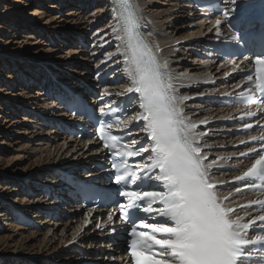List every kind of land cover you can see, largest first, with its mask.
<instances>
[{"label": "bare ground", "instance_id": "1", "mask_svg": "<svg viewBox=\"0 0 264 264\" xmlns=\"http://www.w3.org/2000/svg\"><path fill=\"white\" fill-rule=\"evenodd\" d=\"M70 1L0 0V110L5 114L3 117L0 115L3 119V124L0 125V152L8 150L4 140L8 134L15 133L19 139L17 143L20 142L15 143L19 146L15 149L16 155L10 158L0 156V264L77 263L78 258L66 257L64 252L55 251L74 239L75 247L83 248L93 256L108 255L105 245L95 241L102 235L99 232L101 227H96L98 223L95 217H81L79 210L74 209L69 212L75 219L62 221L68 212L67 208L62 207L57 219L43 218L45 211H57L53 208L55 201L43 198L45 186L56 188L59 183L55 177V169L64 168L83 173L85 168L94 169L93 162L97 160V153L87 151L84 140L74 141L64 137L65 141L50 145L59 141L57 130L41 133V128L52 124L53 118L64 115L57 103L51 100L47 102L46 97L49 96L45 90L54 86L51 80L53 77L71 86H75L74 78H79L78 82L90 84L92 81L88 77L91 72L87 69L93 68L94 63L92 52L78 50L79 48H70L64 53V58L53 57L52 52L55 51L47 44L44 47H48V50L43 54L35 52L33 48L42 46L45 42L54 43L61 48L58 41L69 39V44H77L81 38L78 44L82 48L83 44L86 48L90 41L96 53L108 49L110 54L117 55V62L124 59L118 54L120 42L111 31L118 26L111 0ZM139 3L144 10L146 32L168 61L176 93L188 97L183 107L186 116L198 125L197 131L202 134L199 143L207 147L232 143L231 138L215 133L214 130L220 128L216 124L217 118L231 116L234 111L216 109L210 101L205 100V95L215 96L239 84L236 77L231 75L232 68L229 64L199 50V46L205 43L204 40L213 35L215 22L209 21V26L204 27L205 22L199 21L200 14L194 12L195 8L188 2L183 5L181 3L180 8L171 1L164 0H139ZM95 4L100 7L87 13V8ZM66 9L67 12L63 14ZM178 9L182 10L179 14ZM180 19H185L188 23L184 20L181 26L177 25L176 20ZM172 23L174 25L170 26ZM193 26L200 27V30L184 34L186 27L189 29ZM92 29L94 32L91 37L89 33ZM76 33L79 35H74ZM43 39L47 41L44 42ZM198 52L199 56L196 55ZM76 62L84 66L83 70L69 68L74 67L71 64ZM227 75H230L228 79ZM42 86L43 89H38L33 95L27 92ZM22 112L27 115L11 120V116ZM33 124L36 129L38 127V131L32 129ZM218 151L220 152L206 150L203 154L212 162L215 160L214 156L218 158V153L228 154L231 149L226 147ZM33 154L39 155L38 160L34 164L28 163V158ZM226 163L228 162L216 159V164ZM212 175L218 178L219 173L212 172ZM247 199L249 198L236 194L227 203L236 205ZM74 207L77 208L78 205ZM18 220L25 224L28 222L27 225L33 222L29 226H35L42 233L32 231L23 236L25 230L15 227ZM56 238L61 239L58 246Z\"/></svg>", "mask_w": 264, "mask_h": 264}, {"label": "snow or ice", "instance_id": "2", "mask_svg": "<svg viewBox=\"0 0 264 264\" xmlns=\"http://www.w3.org/2000/svg\"><path fill=\"white\" fill-rule=\"evenodd\" d=\"M231 3L236 6L238 0H231ZM113 13L118 26L111 31L120 42L118 54L124 57L122 75L118 79L123 80L126 76L130 86L125 90L128 94L126 100L116 104L109 102L107 111L104 107L99 109L100 117L94 113L92 116L100 125L99 136L104 147L113 157H119V161H112V175L114 183L124 189L119 191V196L127 203L117 205V218L124 222L123 231L130 240L128 247L135 264H264V214L251 221V228L250 223L233 219L234 209L224 204L218 195L217 182L212 177L216 160L208 162V156L202 154L207 146L199 143L202 134L197 131L198 125L185 114L183 105L188 97L176 93L168 61L165 60L162 68L145 41L138 10L132 0H114ZM222 15L227 19L229 12L222 11ZM215 23L216 35L219 36L222 21L217 19ZM121 25L123 36L119 34ZM249 38L264 45V32L251 34ZM122 39L126 42L127 54L121 48ZM155 51H160L158 46H155ZM112 58L109 55L108 59ZM255 65L254 72L239 73L253 89L235 98L245 106L257 102L256 93L259 94V102L264 103V54L255 59ZM104 90L107 93V89ZM116 95L123 96L124 93ZM66 98L70 104L79 103L72 95L66 94ZM137 99L141 111L136 119L141 123L135 127L146 135L143 143L128 150L123 142L129 134H114L111 129L123 123L114 117L125 116ZM121 103L124 107L120 106ZM246 115L254 118L257 114L249 111ZM244 127L248 130L253 125L249 123ZM251 139L264 144V133ZM121 147L124 151H117ZM262 153L264 149L240 153L241 157L258 158L235 177L236 181L251 180L254 188L264 191ZM134 157L146 160L141 168L130 166L129 159ZM235 190L239 192L241 189L237 187ZM252 205L264 210V200H255ZM257 221L260 222L259 228L254 227ZM108 223H113L111 213ZM96 227L101 226L97 224ZM146 229H151L152 233ZM249 230L261 234L249 239L245 234ZM112 231L117 230L113 228ZM156 233L162 234L159 239ZM156 245L159 246V260L145 254L151 253Z\"/></svg>", "mask_w": 264, "mask_h": 264}, {"label": "rangeland", "instance_id": "3", "mask_svg": "<svg viewBox=\"0 0 264 264\" xmlns=\"http://www.w3.org/2000/svg\"><path fill=\"white\" fill-rule=\"evenodd\" d=\"M164 1H168V2H172V3H174L175 5H178V6H176V7H178V8H180L181 6H179V5H181V3H182V5H183V3H186L187 4V2L185 1V0H164ZM174 1H176V2H174ZM54 2H55V0H54ZM69 2H71L70 0H69ZM48 3H50V2H48ZM98 5L99 4H95L94 6H91L90 8H87V13H90V12H93V10H95V9H97V8H99L98 7ZM190 5V4H189ZM80 6H78V8H79ZM0 9H2L1 7H0ZM193 9V8H192ZM67 10L68 9H66L64 12H63V14H65L66 12H67ZM179 11H182V10H177V14H179ZM193 11L194 12H196L197 14H200V18H199V21L201 22V21H203L204 19H203V17L201 16L202 14L201 13H199L198 11H196V10H194L193 9ZM55 15V14H54ZM184 20L185 19H180L179 21L178 20H176V24L177 25H182V23L184 22ZM185 22H186V20H185ZM203 22H205V25H204V27H207V26H209L208 25V21H203ZM186 23H188V22H186ZM174 25V23H172L170 26H173ZM186 25V24H185ZM53 26V25H52ZM180 26H178V27H180ZM201 28H202V26H201ZM68 29H70V28H68ZM94 30H97V28H95ZM198 30H200V27H198V26H195V28H194V26L192 27V28H189V29H187V27H186V30H185V33L184 34H190L191 32H197ZM187 31V32H186ZM93 29L92 30H90V35L89 36H91V35H93ZM74 35H79V34H74ZM73 35V36H74ZM72 36V37H73ZM92 37V36H91ZM40 39H42V38H40ZM43 41L45 42V41H47L46 39H43ZM59 42V44H61L62 45V47L60 48L59 46L57 47L56 45H54V43H48V42H45L42 46H37V47H35V48H33V50L35 51V52H37V53H39V54H43V53H45V51H47L48 50V47L50 48V49H52V50H54L55 52H52V56L53 57H56V56H59V57H63L64 58V53L65 52H67V50H69L70 48H79L78 50H83V51H85V52H88V53H90V52H95V50H94V48L93 47H91V45L93 44L92 42H90V41H88V44L89 45H87L86 46V48L85 47H81V45H79L78 44V42H77V44L76 43H74V44H69V43H71V40H69V39H66V40H63V41H58ZM43 43V42H42ZM41 43V44H42ZM92 43V44H91ZM41 44H39V45H41ZM49 45L48 47H44L45 45ZM91 44V45H90ZM90 47V48H89ZM97 47H99V46H97ZM76 49V50H77ZM93 50V51H92ZM40 62H44V60H40ZM72 66H74V67H69V68H79V70H83V68H84V66H82L81 64H79V62L77 63H74V64H71ZM58 71V70H57ZM13 72L14 71H12V74H13ZM5 75L7 76L8 75V72H6L5 73ZM79 81V78H74V82H73V84L75 85V83L77 84V82ZM38 89H40L39 87H36V89H32V90H28L27 92L29 93H31V95H33V94H35V92L36 91H39ZM46 100H47V102L48 101H50V99H48L47 97H46ZM44 105H45V103H43ZM28 106H30V105H28ZM0 115L3 117V116H5V114H4V112L2 111V110H0ZM9 115V114H8ZM27 114H25V113H20V114H17V115H14V116H11L10 118H11V120L13 121H15L16 119H19V118H23V116H26ZM2 117L0 118V125H2L3 123H2V121H3V119H2ZM34 121H35V119H34ZM35 124H33V130H37L38 131V127H37V129L35 128V126H34ZM42 130H41V133L42 134H45V133H50L52 130H54L53 128H51V127H47V126H45V128H41ZM55 131V130H54ZM39 133V132H38ZM15 133H10V134H8L7 135V137L6 138H4V140H5V142H6V144H7V148H8V150H7V152L6 151H4V152H0V156H2L3 158L4 157H8V158H10V157H12V156H14V155H16V151H15V149H17L19 146L18 145H15V143L16 144H18V143H20V142H18L17 143V140L19 141V139L17 138V136H15L14 135ZM58 134V133H57ZM59 135V134H58ZM52 136H55V135H52ZM60 137H59V141L58 142H52V143H50V145H53V144H57V143H61L62 141H65V139H64V137L63 136H61V135H59ZM49 137V136H48ZM47 138V137H46ZM32 143H35V141H33ZM15 145V146H14ZM30 146H32V145H30ZM24 155V154H23ZM26 156H27V154H26ZM39 157V155H35V154H33L30 158H28V160H27V162L28 163H32V164H34V163H36V161L38 160V157ZM6 159V158H5ZM26 162V163H27ZM40 169V168H39ZM16 226L15 227H18V228H20V229H22L23 231H24V233L22 234L23 236H26V235H28V234H30V233H32V231L33 232H35L36 234H41L42 232L41 231H37L36 230V228H35V226L34 227H28L29 225H27L26 224V226L25 225H20V224H18V223H16L15 224ZM32 228V229H31ZM21 232V231H20ZM2 236H3V234H2ZM61 239H59V238H56V244H57V246H58V242L60 241ZM72 243V242H71ZM62 249V250H61ZM65 249H67V251H65ZM75 243L72 245H70V243L69 244H63V246L62 247H60V248H56V252H58V253H60V252H64L65 253V255H66V257H74V258H77V255H76V252H75ZM74 255V256H73Z\"/></svg>", "mask_w": 264, "mask_h": 264}, {"label": "clouds", "instance_id": "4", "mask_svg": "<svg viewBox=\"0 0 264 264\" xmlns=\"http://www.w3.org/2000/svg\"><path fill=\"white\" fill-rule=\"evenodd\" d=\"M132 3H133L134 8H136L138 10V15L140 17V24L142 26V24L144 22L143 7L140 5L139 0H132ZM119 34L121 36H123V26L122 25H121V31ZM144 39L148 43V45L152 48L153 54L157 57L159 63L161 64V67L163 68L166 58L163 55H161L159 52L155 51L156 45H155L153 38L151 36H144ZM121 48L125 49V52H126L127 45H126L125 40H123V39L121 40ZM126 54H127V52H126Z\"/></svg>", "mask_w": 264, "mask_h": 264}]
</instances>
